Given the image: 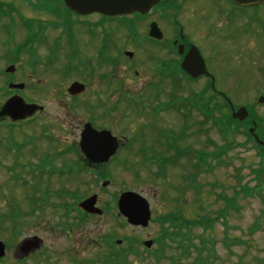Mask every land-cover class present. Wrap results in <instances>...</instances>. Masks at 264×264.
I'll return each mask as SVG.
<instances>
[{
    "label": "rangeland",
    "instance_id": "374dc122",
    "mask_svg": "<svg viewBox=\"0 0 264 264\" xmlns=\"http://www.w3.org/2000/svg\"><path fill=\"white\" fill-rule=\"evenodd\" d=\"M53 1L0 0V6L5 13L0 20V74L7 65V58H12L6 52L20 46L24 41L26 32L20 23L33 21L36 25L45 26L48 15L32 8L47 10ZM224 6L225 62L218 69V74L224 80L221 91L234 106H251L252 113L262 120L264 104L255 102L264 91V85H258L264 74V54L261 53L264 45H261V38L257 39L256 36L263 34L264 28L247 22L250 15H255L254 11H235L227 0ZM257 13L261 21H264V8H259ZM122 35L123 32H118L116 36L118 55L123 50H129L125 47ZM40 51L41 49L39 55L43 56ZM137 57L143 61V52L138 53ZM210 57L215 60L213 54ZM15 61L18 66L17 73L24 77L19 82L25 85L19 95L25 101H43L48 107V117L59 124L64 121L68 123L69 119L57 102V93L54 92L56 88H49L45 92L39 90L37 94L32 92L30 81L26 78L31 72L29 55L20 53ZM126 61H121V66L116 67L115 72L104 68L101 74L113 73L117 81L121 82L122 87L119 88L122 91L135 94L136 89H130V82L139 78L128 69L129 64ZM146 66L147 63L136 66L139 76L148 75ZM46 75L39 73L41 78ZM2 77L0 76V104L8 98ZM68 82L71 81L65 83ZM203 87L204 84L199 83L195 90L199 93ZM117 97V94L114 95L111 102ZM161 101L165 99L161 98ZM222 113L225 112L216 113L215 117L219 118ZM173 114L165 111L164 128H172L178 133L180 123ZM79 115L86 119V114ZM197 121L201 122L200 116ZM132 129L135 130L136 127L132 126ZM10 130L11 128L0 127V241L6 245V255L0 260V264H113L112 258L105 261L112 248L130 250L124 264H201L204 260H207L204 264H264V187L254 196L243 197L240 194L233 207L226 209L224 220L213 219L219 214V210L226 207V198L234 196L238 183L242 186H255L256 171L260 166L264 168V160L257 149L246 142L242 128L237 130L233 126L222 134L219 126L210 121L198 126V136L184 139L181 143V148L191 147L211 154L220 148L225 150L220 164H216L214 160L209 161L212 169H204L196 177V185L201 190L197 196L192 187L182 180L184 176L192 175L189 167L194 164L193 160L182 159L179 161L180 166L171 169L167 167L164 177L156 180L148 173H155L154 167L148 171L136 166L130 171L108 168L109 184L101 189V184L93 183L95 176L89 173L78 177H64L59 171L50 173L49 169L37 173L41 162L49 163L47 165L56 169L61 167V143L48 144L49 142L41 140L36 143L34 139L37 138L32 136L35 134L32 126L26 123L20 128L12 129L13 137L8 134ZM185 134L188 135L189 131ZM50 135L56 139L60 137L63 140H74V137L67 136L62 129H54ZM29 163L33 165L32 171L36 173L30 172ZM182 189L184 191L181 192ZM126 192L136 193L147 200L151 221L146 228L124 225L121 220L116 219L117 211L113 209V202ZM70 194H75L77 198L85 194L97 195V207L103 211V215L82 218L81 222L82 216L77 211L76 200L70 198ZM222 195L225 203L222 198H218ZM64 203L71 207L68 217L62 216L64 210L61 204ZM168 214L179 216V221L184 222L180 227L191 242L188 255L182 256L178 246L175 250L166 248L159 255L160 247L155 241L161 238L165 229L172 231V222H161ZM206 217L214 223L212 228L204 230V226H197L195 223ZM106 235H113L115 240H121L123 244L120 249L118 246L110 247L105 244L103 237ZM29 239L36 240L39 249L25 257L21 252L16 253L18 245ZM148 240L153 241L150 250L142 245ZM198 255L200 258L196 259Z\"/></svg>",
    "mask_w": 264,
    "mask_h": 264
},
{
    "label": "flooded vegetation",
    "instance_id": "af4514ba",
    "mask_svg": "<svg viewBox=\"0 0 264 264\" xmlns=\"http://www.w3.org/2000/svg\"><path fill=\"white\" fill-rule=\"evenodd\" d=\"M51 4L47 10L30 6L32 10L45 12L48 21L45 26L27 21L32 24V33L27 36L31 45V72L26 78L34 94L39 90L45 92L49 88H56L57 102L69 121L56 123L48 117V107L43 101L32 100L31 104L36 105L37 110L31 117L16 122L8 118L0 119L2 128L11 126L8 131L11 132L26 123L32 126L36 143L39 140L48 144L61 143L63 162L60 169L64 177L89 173L95 176L93 183L102 186L103 183L109 184L108 168L130 171L136 166L146 171L154 167L155 173L148 172L154 179L164 174L167 167L180 166L179 161L184 159L193 160L194 164L189 167L192 175H186L183 179L196 181L198 151L191 147L181 148V143L184 139L198 136V126L213 122L212 113L200 112L198 100L206 95L209 110H213L214 102L221 105L219 112L229 108L226 102L229 98L221 91L224 80L218 74L220 64L225 62V0H163L146 14L118 17H104L99 13L80 16L61 1L54 0ZM28 23H20L26 35L29 32ZM250 24L255 25V21L251 20ZM118 32H123L122 39L129 49L119 54L122 58H118L117 53ZM256 38H261V45H264V33ZM39 49L43 56L39 55ZM19 51L17 48L13 62L6 65L15 70L7 74L3 69L0 74L3 76L2 84L7 88L9 85L23 84L19 82L23 76H19L15 64ZM140 52L144 54L143 61L138 60ZM196 52L204 62L206 74L194 78L183 70L182 64ZM261 53L264 54V51ZM210 54L214 55L215 60L211 59ZM123 58L129 64L128 69L139 78L130 82V89H136L135 94L122 91L119 88L122 84L113 73L101 74L104 68L115 72L116 67L121 66L120 62H125ZM141 63L148 64L149 76H139L136 66ZM40 72L47 75L41 78ZM67 81L71 82L65 83ZM199 83H203L204 87L198 93L195 88ZM261 83L264 85V74L258 85ZM74 85L80 89L70 93ZM9 92V98L15 95V91ZM262 92L260 95L264 97ZM116 94L118 97L111 102ZM161 98L165 101H161ZM239 107L246 110L252 108L249 105ZM165 111L174 113L179 121L178 133L172 128H164ZM80 113L86 114V119ZM224 114L221 115L224 117ZM221 121L224 122V119ZM132 126L136 129L133 130ZM54 129L64 130L74 140L56 139L50 135ZM258 129L264 134V128L257 126L256 131ZM187 130L188 135L185 134ZM84 131L94 134L108 132L115 139L117 146L107 161L93 163L81 153L80 142ZM10 136L13 137V134ZM92 195L85 194L78 198L81 202ZM98 202L97 196L96 204ZM78 210L89 218L94 217Z\"/></svg>",
    "mask_w": 264,
    "mask_h": 264
},
{
    "label": "water",
    "instance_id": "95a60500",
    "mask_svg": "<svg viewBox=\"0 0 264 264\" xmlns=\"http://www.w3.org/2000/svg\"><path fill=\"white\" fill-rule=\"evenodd\" d=\"M65 6L76 13L77 15H88L92 13H99L105 17H115L122 15H129L133 13L146 14L150 9L157 5L161 0H61ZM233 4L237 7L245 8L258 6L264 3V0H232ZM131 56V54H127ZM183 70L192 77H197L206 74L205 66L199 54L194 53L188 57L182 64ZM14 71L13 67H8L6 72L12 73ZM10 88L16 90H22L23 85H11ZM80 87L74 85L70 89L72 91H78ZM78 93V92H77ZM264 99L258 100V103L262 104ZM232 113L231 117L234 120L242 121L247 117V112L244 108H240L236 112L230 105ZM37 110V106L34 104H26L19 96H13L8 99L5 104L2 105L0 110V118H9L16 122L19 120H25ZM255 123H253V128L249 130V133L253 136L256 144L263 145L261 141L258 140L257 136L254 135ZM92 138V140L90 139ZM95 139V141H94ZM115 139L110 136L108 132H101L94 134L91 131H84L81 136L80 148L81 153H83L87 160L93 163H102L107 161L109 157L113 154L117 143ZM105 185V184H104ZM96 197H90L79 203V207L86 213L92 215H101L99 209L95 207ZM117 208L118 213L122 214L126 218L128 224L136 227H147L148 221L150 219L149 207L146 201L139 195L134 193H124L120 195ZM120 242H117L119 244ZM152 245L151 241L144 242V246L149 249ZM39 248L36 240H26L18 245L16 248V253H23V257L27 256L30 252H33ZM4 245L0 242V258H3Z\"/></svg>",
    "mask_w": 264,
    "mask_h": 264
},
{
    "label": "trees",
    "instance_id": "16d2710c",
    "mask_svg": "<svg viewBox=\"0 0 264 264\" xmlns=\"http://www.w3.org/2000/svg\"><path fill=\"white\" fill-rule=\"evenodd\" d=\"M27 44H28V42H27ZM25 46H23V47H25ZM198 105L203 108L204 112L215 113L216 111H218V104L216 102H214V104H213V110H209L208 109V102L206 100V97H201L198 100ZM224 115H225V124H224L225 128H230L234 124H236V128H237V126H238V128L242 127V126L245 128V124L248 123V122L241 123V124L240 123H235V122L231 121V119H230L228 114L227 115L224 114ZM258 127L261 128V122H259ZM260 136H261V139L263 141L264 140L263 134L262 135L260 134ZM246 137H247L246 140L248 142H251L264 155V148L263 147H259L256 144H254L253 140L249 137L248 134H246ZM222 153H223V150L222 149H218L217 152L214 154V157L219 161L220 160V155L222 156ZM209 155L210 154H208V156ZM206 158H207V156L203 159V163H204V165H207L208 170H209L212 167H210L209 164L206 163ZM255 177H256L257 184H255V186H253V187H249L247 185H243L242 186L240 184V182H239L238 186H237V190H235V192H234V196H232L231 198H226V207L224 206L223 209L219 210V214L213 219H217V220L218 219H222V220H224L225 219V211H226V209L230 208V207H233L235 199L240 194L243 197H250V196H254V194L257 193V192L260 193L262 191L263 187H264V168L263 167H260L256 171ZM200 191L201 190H200V187H199L198 188V193L196 195H199ZM218 198H222L224 203H225L224 195L218 196ZM62 208H64L67 211L64 215L66 217H68V208L66 206H64V205L62 206ZM167 218L165 220H167ZM179 219H180L179 216L171 215L169 221L172 222V226H171L172 231H167L169 229H165L164 231H162L161 238L159 240L155 241L160 247V254L159 255H162L163 251H165L166 248H171V249L175 250V248H177V246L181 248V251H182L181 255L182 256L189 254L188 250H190L191 242L182 233L180 224H182L184 222L179 221ZM81 222H82V219H81ZM213 223L214 222L212 221V219H209V218L206 217L201 222L197 221L195 224H197V226L198 225L199 226H204V228H205L204 230H206V229L212 228ZM222 223L224 224V221ZM255 229H253L252 232H254ZM113 240H114V236L113 235H111V236L110 235H106L104 237V241L110 247L113 246V244H112ZM172 245H174V247ZM129 251L130 250L128 248H127V251L126 250H116V249L112 248V250L110 251L109 256L105 258L106 259L105 261H108V260L110 261L111 258H112V263L113 264H124L127 261V253H129ZM198 258H200V255H198L196 259H198ZM206 261L207 260L202 261L201 264H204Z\"/></svg>",
    "mask_w": 264,
    "mask_h": 264
}]
</instances>
